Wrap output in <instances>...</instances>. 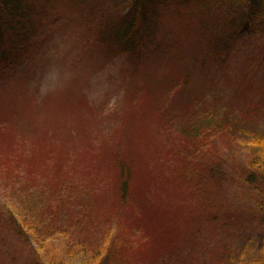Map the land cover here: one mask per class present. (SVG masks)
<instances>
[{"label":"trees","instance_id":"obj_1","mask_svg":"<svg viewBox=\"0 0 264 264\" xmlns=\"http://www.w3.org/2000/svg\"><path fill=\"white\" fill-rule=\"evenodd\" d=\"M58 4L55 0H0V68L36 60L44 48L43 43L50 38L48 31L51 27L59 34L63 31L68 35L71 28L72 33L77 32L74 28L77 24L78 29L84 28L89 43L106 50L107 58L125 53L130 62L159 57L160 76L147 74L140 87L129 85L124 89L119 120L107 132L119 136L113 143H123L125 140L124 157H117V161L123 164L119 169L123 192L126 193V185H129L131 178L132 182L142 179L140 193L146 200L151 194L150 184L174 185L182 197L186 194L195 196L200 206H196V213L199 216L205 214L204 217L210 221L219 216V209L215 208L219 206L215 202L217 198L209 202L211 189L221 187L222 179L235 172L253 191L260 192L264 188V127L261 125L264 123L263 42L258 54L259 76L242 78L234 91L224 85L230 83L226 79L227 68L237 43L242 45L246 41L244 35L250 34V28L264 35V0H219L214 14L204 7L203 0H112V4L108 5L104 0H65L63 8ZM64 8L68 10V15L61 11ZM72 13L76 15H70ZM150 14H153V18L149 20ZM170 19H176L178 23L170 27L167 25ZM69 20L74 27L69 26ZM159 28L169 35L158 37L156 32ZM61 39L68 43L67 36ZM47 53L44 61L51 62L49 51ZM49 62L44 63L50 65ZM83 62V58L72 61V64L79 66L72 70L78 71L85 64ZM78 72L76 80L81 78L88 85L93 74L91 67L89 72L87 67ZM81 93L76 88L66 90L62 87L57 94L51 93L40 99L37 106L35 102L32 106H25L33 108L30 114L33 121H24L19 133L23 137L31 133L30 138L36 141L32 127L44 121L51 125V134H43L39 139H43L41 142L48 139L47 143L54 147L51 150L55 155L53 168L45 164L37 168V162L45 156L41 143H38V148L32 146L29 152L16 157L0 152V209L3 208L0 210V229L10 230L11 235L16 236L35 255L34 264H44L38 249L43 250L50 238L63 244L64 257L58 258V262L67 259L77 261V264L114 263L109 262L110 255L109 258L106 255L104 258L97 256V245L88 250L80 241L69 243L71 240L62 236L69 235L67 229L72 226L84 236L85 229H88L84 219L88 220L89 212L86 215L85 212L79 213L75 219L71 217L65 226H60L62 224L57 223V217L50 213L43 223L41 212L35 213L31 199L38 187L46 190L44 183H47L48 191L65 190L69 184L75 189L81 185L77 189L89 192L94 200L107 190V187L93 183L96 177L90 174L84 182L77 184L70 181L73 177L72 171L69 172L70 158H73L72 163L79 162L88 167L92 160L86 158V154L99 159L97 150L111 145L108 137L101 140L102 133H106L103 131L105 126L99 125L101 120L96 117L98 111L95 105L90 104ZM139 115L142 117H137ZM3 116L0 112V120ZM12 138H9L10 143ZM4 141H0V145ZM46 149L49 150L47 146ZM238 150L247 153L246 164L242 168L231 167L225 172L224 166L230 164L232 154ZM204 152L210 154V161L204 159ZM73 153L77 155L73 156ZM98 159H94L95 162L102 161ZM46 173H51L53 178L49 179L50 175ZM37 175L41 176L40 180L35 177ZM55 196L57 198V194ZM24 199L28 209L25 213L27 219L31 220L35 213L34 225L27 224V227L14 213L20 202L24 205ZM70 199L69 207L75 204L79 207V198L77 201L72 197ZM50 202L54 212L59 214L61 204L58 202L56 207V201L51 199ZM257 202V213L264 219V197L258 198ZM10 205L14 207L10 209ZM170 213L167 209L166 214ZM110 220L108 218L106 223ZM40 224L48 231L47 241L46 236L35 238L32 235L34 230L35 236L41 232ZM110 228L99 227L97 233L100 237L95 238L102 242ZM199 231L197 226L193 230V238L181 236L183 246L175 244L181 237L172 240L174 244L170 248H177L174 254L181 258L180 254L190 247L195 256L186 263L195 264L200 256L210 259L215 251L213 254H222L223 263L226 264L228 251H234V248L220 244L215 249L213 244L203 242ZM188 243L190 245L186 247ZM161 244L165 249V242ZM221 248L224 250L220 251ZM100 254L103 252L100 251ZM128 257H131V253ZM131 259L144 261L143 254L139 255L137 251ZM4 260L0 258V264H10V260ZM116 262L114 264H123L122 261Z\"/></svg>","mask_w":264,"mask_h":264},{"label":"rangeland","instance_id":"obj_2","mask_svg":"<svg viewBox=\"0 0 264 264\" xmlns=\"http://www.w3.org/2000/svg\"><path fill=\"white\" fill-rule=\"evenodd\" d=\"M203 1L204 7H208L209 12L214 14L219 5V0ZM55 2H59L58 5L63 8L65 0H55ZM104 3L107 5L112 4V0H104ZM61 11L64 15L69 14L65 8ZM73 11L78 13L77 10ZM75 13L70 15H76ZM148 18L149 20L153 18V14H150ZM176 23H178L176 19H170L167 25L171 27ZM78 25L74 27L69 20V26L74 27L77 32L72 33L71 28L68 35L63 31L62 34H59L56 29L54 30L51 27L48 31L50 38L43 43V50L38 55L36 50L34 52L37 55L36 60H28L11 67L5 65L4 68H0V112L5 115L0 120V141L5 140L0 145V152L4 151V155L16 157L18 154L29 152L32 146L38 148V143H41L45 148V156L43 160L37 162V168L42 165L44 167V164L51 168L54 167L55 155L51 152L54 147L47 143L48 139L47 142H41L43 139H39L43 134H51V125L44 121L40 125L32 127L35 130L32 134L36 133L34 136L36 141L34 138H30L31 133H26L23 137L19 133V128L24 126V121L29 119L33 121L30 117L33 108H26L25 106H32L34 102L37 106V102H41L40 99L48 94L51 95V93L57 94L59 90H62V87H65L66 90L78 89L90 104L95 105L98 111L96 117L101 120L99 125L105 126L103 131L106 133H102L101 140H107L105 139L107 137L110 139L108 143L111 145L103 146L97 150L96 156L99 159L86 154V158L92 160L88 167L82 166L79 162L72 163L73 158L68 160V165L71 164L69 165V172L72 171L73 176L70 181L77 184L81 181L84 182L90 174L96 177L93 183H99L100 186L107 187V190L102 191L103 194L99 193L101 195L98 196L97 200H94L89 192L84 193L82 190L77 189L81 185H77L75 189L73 185L69 184L65 187V190L60 191V188L59 191H48L47 183H44L46 190L38 187L32 194L33 197L31 196L35 213H38L37 211L41 212V221L44 223L46 216L53 214V217L54 215L57 217V223L62 224L60 226H65L71 217L75 219L79 213L85 212L84 215H86L89 212L91 215L88 214V220L84 219V222L88 225V229L84 231V236L82 233L78 234L79 230H75L74 226L67 229L69 235L64 234L62 236H64V239L71 240L69 243L76 244V241H80L88 250L97 245V256L103 258L105 255L108 258L111 256L109 262L114 263L122 261L123 264H185L192 261L195 254L190 251L189 243L185 245L189 247V249L186 248L187 252L180 251L183 252L179 253L181 258L174 254L177 248H170V245L174 244L172 240L181 236L193 238V230L198 226L200 238L205 244H213L215 249L220 244H226V246L234 248V251H228L229 257L226 264H264V219L257 213L258 208L255 203L258 198L264 197V188H261L260 192L258 190L253 191L243 183L241 175L234 172L232 176L221 180V187L211 189V200L209 199V202L217 198L215 202L218 203L219 208L217 206L215 208L219 209V216L210 221L204 217L205 214L202 213L199 216L196 213V206H199V202L195 196L186 194L182 197L177 191L179 189L174 185L150 184L151 194L149 199L146 200L140 193L142 179L132 182L131 178L129 185H126V193L123 192L119 175V169L123 164L117 161V157H124L123 143L125 140L123 143L120 141L113 143V140L116 137L119 138V136L107 132L119 120L118 115L123 103L124 89L129 85L135 88L140 87L147 74L156 73L157 77L160 76L158 75L159 57L152 60L141 58L135 62H130L125 53L107 58L108 53L106 50L103 47L100 48V46L94 47L92 43H89V36L84 32V28L79 27L80 29H78ZM258 33L254 28H250V34L244 35L246 41L242 45L237 43L232 53L226 76L227 81L230 83H224L230 91H234V87L239 84L242 78L259 76L260 57L258 54L261 48L259 47L260 44L264 43V35ZM156 34L158 37L169 35L160 28ZM66 36L68 43H66V40L61 39ZM51 39L53 42H48ZM53 43L56 45H53ZM47 51H49L52 63L44 61L48 55ZM78 58L85 60L83 62L85 64L79 70H85L87 67L89 72V67H91L93 72L88 85L87 81H81V78L76 80L79 70H72L74 67H79L71 63L77 61ZM62 60H65L63 64ZM81 61L80 59L79 62ZM44 62H49L50 65ZM26 87L28 88L26 89ZM60 93L56 95V101ZM137 117L141 118L142 116ZM261 125L264 127V123ZM10 137H14L11 143ZM217 138L218 136L215 137V139ZM46 146L49 150L46 149ZM64 146L65 143L62 145L63 149ZM87 150L93 151L92 149ZM116 151L120 152L116 154ZM204 153V159L210 161V154ZM75 155L77 153H73V156ZM247 158L245 151L238 150V152H234L230 158V164L227 163L228 165L224 166L226 168L225 172H228L231 167L242 168L246 164ZM94 159L102 161L95 162ZM47 174L50 175L49 179H51V173ZM35 177L38 180L41 178L38 175ZM206 180L209 179L206 178ZM41 182L43 183V181ZM55 194H57V198ZM13 195L16 197V193ZM79 195L80 197H78ZM70 197L76 201L79 198L77 201L79 207H77V204L69 207L68 200H71ZM51 199L56 201V207L58 202L61 204L59 205V214L54 212V206L50 202ZM25 201L24 199V205L21 202L18 204L19 207L15 209L16 212L14 213H16L15 216L18 220L20 218L23 220L22 225L27 227V224L34 225L35 213L32 214L33 218L31 220L27 219L25 213L28 209H26ZM49 202L51 207L48 206ZM139 205H141V208H138ZM13 207L14 205H10V209ZM77 208L80 210H77ZM2 209L1 207L0 210ZM167 209L171 211L169 215L166 214ZM239 213L242 215L236 216ZM197 216L200 218L198 221ZM108 218H111V220L106 223ZM40 226L41 232L36 236L33 234L36 233L35 230L33 233L30 231L35 238L46 236L45 241H47L49 238L47 236L48 231L42 224ZM99 227H111V231L104 236L102 242L95 238V236L100 237L97 233ZM203 237H205V240ZM162 241L166 244L165 249L161 244ZM183 242L184 239L181 237L180 241L175 242V244L178 246L182 244L183 246ZM147 243L148 245H146ZM62 247V242L48 239L44 249H38L41 253L40 256L44 258V264H69L68 262L77 264V261L67 259H61L58 262V258L64 257ZM134 250L139 255L143 254L145 262L131 259L134 257V252H136ZM223 250L224 248L220 249V251ZM100 251L103 254H100ZM88 253L91 254L92 252ZM130 253L131 257H128ZM213 253L210 259L200 256L195 264H224L222 254L215 255ZM34 256L27 247L19 242L16 236L11 235L10 230L0 229V258H5V262L10 260V264H34ZM177 258H180L179 261H176Z\"/></svg>","mask_w":264,"mask_h":264}]
</instances>
